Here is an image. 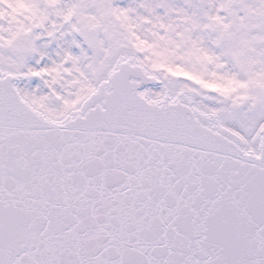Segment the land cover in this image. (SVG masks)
Listing matches in <instances>:
<instances>
[{"label": "snow or ice", "instance_id": "snow-or-ice-1", "mask_svg": "<svg viewBox=\"0 0 264 264\" xmlns=\"http://www.w3.org/2000/svg\"><path fill=\"white\" fill-rule=\"evenodd\" d=\"M0 264H264V0H0Z\"/></svg>", "mask_w": 264, "mask_h": 264}]
</instances>
